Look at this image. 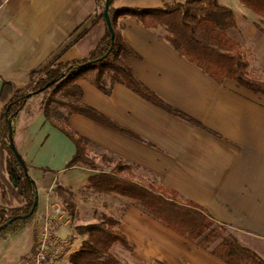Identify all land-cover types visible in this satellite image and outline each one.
<instances>
[{
	"label": "crops",
	"instance_id": "1",
	"mask_svg": "<svg viewBox=\"0 0 264 264\" xmlns=\"http://www.w3.org/2000/svg\"><path fill=\"white\" fill-rule=\"evenodd\" d=\"M173 1L186 0H114L113 5L117 9H148ZM233 1L232 9L220 0L233 14L230 47L249 62L250 72L257 69L264 73V20L240 0ZM96 13L95 0H3L0 95L6 83L26 85L30 74L48 65L91 25ZM120 22L125 40L138 55L130 59L136 76L160 99L203 127L152 104L124 85L116 84L107 95L86 80L66 91L71 102H82L101 112L132 135L86 116L69 114L66 108L58 110L59 117L66 116L67 125L88 140L90 157L98 165H104L105 156L110 166L118 161L131 166L132 172L124 175L134 181L151 180L178 191L205 208L244 247L264 260V94H256L230 79L217 83L182 57L164 39L163 29L145 28L132 18ZM104 32V26L98 25L69 50L63 61L86 57ZM77 89L82 92L80 100ZM35 99L27 103L15 121L14 142L29 174L34 175L31 178L39 197L34 223L39 228L46 210L53 206L50 203H60L50 199L56 184L66 189L84 187L98 171L67 168L76 146L52 125L41 109L42 101L36 104ZM80 192L78 210L90 224L97 223L92 199L86 202ZM98 195L104 201L99 209L118 222V230L131 245V249L120 245L112 249L120 264H226L170 230L131 199ZM27 231L24 228L0 240V264H20L32 252L27 246ZM81 243V238L76 239L60 263L78 252Z\"/></svg>",
	"mask_w": 264,
	"mask_h": 264
},
{
	"label": "trees",
	"instance_id": "2",
	"mask_svg": "<svg viewBox=\"0 0 264 264\" xmlns=\"http://www.w3.org/2000/svg\"><path fill=\"white\" fill-rule=\"evenodd\" d=\"M97 13L91 25L84 28L59 54L45 67L33 71L26 85L18 86L6 83L0 95V226L7 221L30 214L33 209L37 186H31L25 172L14 155L9 144L8 122L12 120L13 132L15 121L27 103L36 95L42 97L41 109L54 127L64 133L76 146L75 155L67 168L88 167L98 171L88 179L90 189L102 194H116L136 202L146 213L164 223L170 230L194 243L200 249L226 264H264V260L254 251L244 247L224 224H220L202 206L185 199L178 191L164 187L153 181H134L124 175L133 168L118 161L110 172L101 168L94 158L89 156L88 140L67 125V117L60 118L58 110L66 108L69 114L86 116L104 125L121 129L101 112L84 105L82 102H67L59 98L78 81L86 80L107 95L116 84L126 86L147 101L157 105L188 122L203 127L199 122L173 108L145 86L130 63L136 52L125 40L121 19L132 18L148 29H163L164 39L185 59L196 65L217 83L225 80L236 81L241 86L256 94H264V81L252 76L249 62L240 54L223 49L199 33L198 25L210 29V35L220 44L227 41L225 33L233 25V14L220 0H186L163 3L157 8H114L109 15L114 31L112 34L106 24L104 10L106 0H95ZM241 3L264 20V0H240ZM200 10L203 16L195 22V14ZM102 24L104 35L98 45L84 58L68 62L63 57L77 43ZM83 26H80L78 32ZM225 30V31H224ZM232 41V40H231ZM231 41L229 43H231ZM112 50L110 51V49ZM108 54L107 57H105ZM63 73L65 77L62 78ZM61 78V79H60ZM54 80L57 83L49 86ZM79 91V100L82 92ZM32 95V97H29ZM132 135V134H131ZM103 162L109 163L103 156ZM68 190L56 184L50 197L60 201L72 220L76 215V206ZM33 215L14 221L0 232V240L15 235L27 228V246L35 252L39 245L38 227ZM118 222L111 217H103L97 223L78 226L77 233L84 237L81 249L72 254L71 264H120L113 254L115 246L131 249L130 242L118 230Z\"/></svg>",
	"mask_w": 264,
	"mask_h": 264
},
{
	"label": "rangeland",
	"instance_id": "3",
	"mask_svg": "<svg viewBox=\"0 0 264 264\" xmlns=\"http://www.w3.org/2000/svg\"><path fill=\"white\" fill-rule=\"evenodd\" d=\"M236 2V1H235ZM238 2V1H237ZM3 3V0H0V4ZM224 3H227V5H230L231 8L233 9V5H234V1L233 0H230V3L227 2V0H224ZM237 4V3H236ZM114 8H116V5H113ZM195 22L198 23L199 22V19L201 16H203V12H201L200 10H198L195 14ZM199 27V33L201 35L202 38L204 39H207V40H210L212 41L213 43L217 44V45H221V47L223 49H231V51L233 52V49L230 47V41L234 38V29L231 27H229V29H227L225 31V33L227 34L228 36V39L227 41L224 43V41L222 42V44H220L219 40L216 38V37H213L212 35H210V29L209 28H205L203 25L199 24L198 25ZM236 39V38H235ZM252 76L257 78V79H260V80H263V77H264V73L261 72L260 70H257V69H253V72H251ZM67 93L65 92L64 94H61L59 96L60 99L62 100H65L67 102H71L72 98H70L69 96L66 95ZM36 98V99H35ZM33 99H35V101L33 103H36V104H40V102L42 101V97L40 95H36L35 97H33ZM32 99V100H33ZM90 156V154H89ZM103 161V160H102ZM104 165H100L102 169L106 170V171H110L109 168L111 167L112 170L113 168L115 167V165H112L110 166L108 163L106 162H103ZM88 168V167H86ZM89 169V168H88ZM30 176H34L33 175V172H30ZM144 182H147L148 180H143ZM151 181V180H149ZM40 187V186H39ZM46 188H43L42 190V193H43V197L45 199H47V191L45 190ZM68 192L67 194L71 197V199L73 200V202L75 203L76 205V215L75 217L71 220L70 217L68 216V219H69V224L65 227L66 229H62L60 232H59V235L63 238L65 237H69L71 243H74L76 241V239H80L82 240L83 242V239L84 237L80 236L77 231H76V228L78 226H82V225H87V224H90L89 223V220H87V218L84 216V214L82 212H80L78 210V207H77V202H78V195L79 193L77 192H80L81 196L83 197L84 200H86V202H89L90 199H92L93 201V207H92V212H94V218L98 220V222L100 221L101 218H103V215L104 216H107L105 215L104 212L101 211V209L99 208H102L101 205H103L102 203H104V201L102 199L99 198V195L97 192L95 191H92L90 190V187H89V184L87 185H84V187H77L76 189H73L72 187H70L69 189H67ZM49 196V195H48ZM50 199H52L50 197ZM82 199V198H80ZM0 200H1V189H0ZM84 202V201H83ZM84 202V203H86ZM48 203V201H47ZM0 204H1V201H0ZM51 205H57V204H60L56 201H53L52 203H50ZM87 204V203H86ZM62 205V204H61ZM86 211L89 212V209L86 208ZM37 216L34 218L33 220V223L36 222L37 220ZM91 221V220H90ZM39 222V221H38ZM63 227V225L60 227V229ZM69 235H66L68 234ZM17 242V241H16ZM18 243V242H17ZM72 245V244H71ZM81 246H82V243H81ZM81 246H79V250L81 249ZM73 249H71V253H72ZM24 255V254H23ZM72 255H70L68 257V259L64 260L62 262V264H71L70 263V258H71Z\"/></svg>",
	"mask_w": 264,
	"mask_h": 264
},
{
	"label": "built area",
	"instance_id": "4",
	"mask_svg": "<svg viewBox=\"0 0 264 264\" xmlns=\"http://www.w3.org/2000/svg\"><path fill=\"white\" fill-rule=\"evenodd\" d=\"M68 224V213L61 203L46 210L38 228L39 245L35 252L25 255L20 264H61L72 243L69 237H61L58 231L62 225Z\"/></svg>",
	"mask_w": 264,
	"mask_h": 264
},
{
	"label": "water",
	"instance_id": "5",
	"mask_svg": "<svg viewBox=\"0 0 264 264\" xmlns=\"http://www.w3.org/2000/svg\"><path fill=\"white\" fill-rule=\"evenodd\" d=\"M112 2H113V0H106L105 10H104V16H105L106 24H107V26H108L111 34H112V48H113L115 35H114V31H113V28H112V23H111V19H110V15H109V10H110V7L112 5ZM112 48L110 49V51L112 50ZM107 56H108V54L105 57H107ZM65 75L66 74L63 73L62 78L65 77ZM58 81L59 80H54L53 82H51L49 84V86L57 83ZM29 97H32V95H30ZM8 127H9V144H10V148L13 151L14 155L16 156V158L19 160V162H20V164H21V166H22V168H23V170L25 172V175L27 177V180H28L29 184L31 186H36L35 181L31 178V176L29 174V169H28V166H27L26 162L23 160V158L21 157V155L19 154V152H18V150H17V148L15 146L12 120H9ZM36 192H37V194H36V197H35L34 206H33L32 211L30 212V214L25 215V216H18V217H15V218L7 221L5 224H3V225L0 226V232H2L3 230H5L14 221L20 220V219H26L30 215H33L34 214V212H35L36 208H38V204H39L38 191H36Z\"/></svg>",
	"mask_w": 264,
	"mask_h": 264
}]
</instances>
